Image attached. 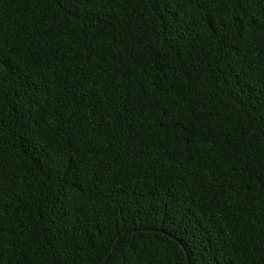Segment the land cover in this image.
<instances>
[{
  "label": "trees",
  "instance_id": "1",
  "mask_svg": "<svg viewBox=\"0 0 264 264\" xmlns=\"http://www.w3.org/2000/svg\"><path fill=\"white\" fill-rule=\"evenodd\" d=\"M127 229L106 264H264V0H0V264Z\"/></svg>",
  "mask_w": 264,
  "mask_h": 264
},
{
  "label": "water",
  "instance_id": "2",
  "mask_svg": "<svg viewBox=\"0 0 264 264\" xmlns=\"http://www.w3.org/2000/svg\"><path fill=\"white\" fill-rule=\"evenodd\" d=\"M147 229H148V228H147ZM130 230H133V229H127V230H124L122 233H120V234L117 236V238H116V239L114 240V242L112 243V245H111V247H110V249H109V251H108V253H107L105 259L103 260L102 264H106V263H107V261H108L110 255H111V253L116 249L118 243L122 240V238H123V237H124V236H125ZM150 230L163 232V231H161V230H159V229H156V228H153V229L151 228Z\"/></svg>",
  "mask_w": 264,
  "mask_h": 264
}]
</instances>
